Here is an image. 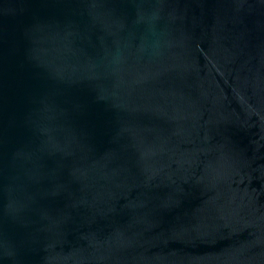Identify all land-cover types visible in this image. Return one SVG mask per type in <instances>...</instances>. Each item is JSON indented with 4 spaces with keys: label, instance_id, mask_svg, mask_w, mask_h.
I'll use <instances>...</instances> for the list:
<instances>
[{
    "label": "water",
    "instance_id": "water-1",
    "mask_svg": "<svg viewBox=\"0 0 264 264\" xmlns=\"http://www.w3.org/2000/svg\"><path fill=\"white\" fill-rule=\"evenodd\" d=\"M0 264H264V0H0Z\"/></svg>",
    "mask_w": 264,
    "mask_h": 264
}]
</instances>
